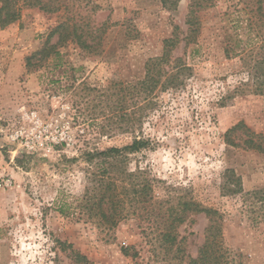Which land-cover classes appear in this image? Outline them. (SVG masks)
I'll list each match as a JSON object with an SVG mask.
<instances>
[{"label": "rangeland", "instance_id": "1", "mask_svg": "<svg viewBox=\"0 0 264 264\" xmlns=\"http://www.w3.org/2000/svg\"><path fill=\"white\" fill-rule=\"evenodd\" d=\"M55 1L59 11L23 6L17 21L0 24V179L14 182L0 190V264H77L67 244L92 264H177L153 245L147 229L153 222L129 218L107 232L74 211L87 185L86 152L143 134L151 147L132 155L129 167L148 166L158 196H167L168 186L185 188L220 210L235 264H264V199L247 196L264 190V156L224 138L240 121L264 133V95L245 85L240 57L225 53L233 36L240 48L264 38V28L260 40L247 28L254 0H202L197 40L181 41L174 52L192 71L180 88L156 92L139 133L121 118L122 94L131 115L134 99L120 84L142 80L146 62L163 53L174 31L186 36L191 0ZM67 20L82 24L93 50L55 35L50 44L60 57L28 68L27 58ZM32 112L38 123L28 117ZM20 129L33 148L13 137ZM226 169L241 177L244 194L222 193ZM208 223L205 214H192L179 229L192 257Z\"/></svg>", "mask_w": 264, "mask_h": 264}, {"label": "trees", "instance_id": "2", "mask_svg": "<svg viewBox=\"0 0 264 264\" xmlns=\"http://www.w3.org/2000/svg\"><path fill=\"white\" fill-rule=\"evenodd\" d=\"M0 3V24L3 27L19 19L23 6L38 7L46 12H56L62 8L55 0H0ZM201 5L202 0H191L186 21L189 26L186 36L182 38L174 31L171 37L165 39L163 53L149 58L146 62V73L142 80L120 84L122 91L129 90V98L134 99V111L131 115L123 105L128 95L122 94L120 98L121 118L123 121H132L129 129H133L135 133H139L137 129L142 128L147 109L153 108L154 101L151 98L156 96V92L180 88L192 71L182 57L174 56V52L181 41L189 44L197 40L201 29L198 15ZM250 7L249 11L253 12V16L248 18L247 28L249 32L256 33L260 40L264 28V0H254ZM79 23H70L67 20L59 24L49 34L44 47L27 58V67L34 66L36 60L42 63L54 56L60 57L57 46L50 44L55 35H59L62 40L71 39L79 48L92 51V44L88 42L90 34ZM249 40L253 41L250 38ZM241 41L233 36L225 46L226 56L240 57L248 75L245 85L250 86L253 93L264 95V38L257 43L253 42L249 48H240ZM224 138L230 146L264 156V133L254 130L245 121H240L228 129ZM150 147L151 140L143 134L134 135L132 141L123 146L86 152V162L89 164L87 185L74 211L86 216L97 227L107 232L113 231L122 221L129 218L139 217L153 222L147 228L154 235L153 245L164 251L163 259L170 263L176 260L177 264L185 261V264H235L236 258L225 242L224 216L220 210L195 200L185 188L184 192L168 186L167 196H158L156 184L159 181L152 175L151 169L140 165L134 169L129 167L132 155ZM263 192L264 190H256L247 193V196L263 200L264 197L260 196ZM222 193L244 194L242 179L234 169H226ZM59 211L64 213L66 209L61 206ZM192 214H205L209 220L205 241L197 257L186 253L182 245L184 239L179 231ZM147 229L144 231L147 232ZM67 247L71 249L70 255L77 264H92L85 255L73 250L71 244H67ZM125 254H128L127 249Z\"/></svg>", "mask_w": 264, "mask_h": 264}, {"label": "built area", "instance_id": "3", "mask_svg": "<svg viewBox=\"0 0 264 264\" xmlns=\"http://www.w3.org/2000/svg\"><path fill=\"white\" fill-rule=\"evenodd\" d=\"M28 117L31 118L34 122L38 123V118H37V113L32 112L31 114H28ZM13 137L16 140H24L25 145H27L29 148H33V145H31V142H29L25 132L23 129L18 130L17 132L14 133ZM14 182L11 178H5V179H0V190L6 189V188H11L13 187Z\"/></svg>", "mask_w": 264, "mask_h": 264}]
</instances>
